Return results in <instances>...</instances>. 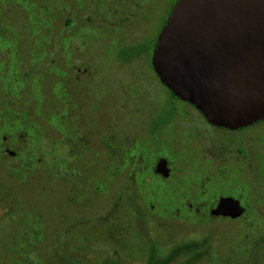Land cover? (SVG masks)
Here are the masks:
<instances>
[{"label": "rangeland", "instance_id": "obj_1", "mask_svg": "<svg viewBox=\"0 0 264 264\" xmlns=\"http://www.w3.org/2000/svg\"><path fill=\"white\" fill-rule=\"evenodd\" d=\"M172 1L0 0V264H264V121L203 151L172 131L179 181L119 177L165 100L144 47ZM221 194L244 215L188 207Z\"/></svg>", "mask_w": 264, "mask_h": 264}, {"label": "water", "instance_id": "obj_2", "mask_svg": "<svg viewBox=\"0 0 264 264\" xmlns=\"http://www.w3.org/2000/svg\"><path fill=\"white\" fill-rule=\"evenodd\" d=\"M152 65L170 91L215 126L236 130L264 120V0H177ZM156 171L167 176L165 160ZM244 213L233 196H221L210 210L214 217Z\"/></svg>", "mask_w": 264, "mask_h": 264}, {"label": "flooded vegetation", "instance_id": "obj_3", "mask_svg": "<svg viewBox=\"0 0 264 264\" xmlns=\"http://www.w3.org/2000/svg\"><path fill=\"white\" fill-rule=\"evenodd\" d=\"M151 65H152V53H151ZM155 74H156V72H155ZM157 77H158V75H157ZM158 79H159L162 87L165 88V90H166L165 92L167 95V96L165 95V100L162 99V97H161L162 100L160 99V102H157V103L161 104L162 108L160 107L161 110L159 112L156 109L155 113H157V114L149 117V126L146 128H142L143 133L146 134L145 138H144V136H132V135L128 136V138L133 141L134 145L139 146L138 149L140 148L143 152L140 153L139 155H136L137 154L136 151L135 150L132 151L130 149V151H129L130 158L124 162L125 165H121V167H119V172H118L119 177H120L121 174L123 172H125L126 166H128L129 168H126V170H128V171H126V173H125L126 174L125 178H127L128 181H130V182L134 181V179H135L136 180V186L133 185V187L136 188L137 190H138V186H137L138 175L141 173H144L146 171L149 173H152L154 177L161 178L165 181H172L173 180V182H175V180H177V181L181 180V177L177 176V174H175V169L173 168V163H172L175 160H177L176 159L177 154H176V152L173 151V149H174L173 146L171 144H169V140L172 137L171 136L172 131L174 133H178V134H179V132H183L184 134L187 135V137H186L187 140H182V142L193 144L196 151H199L200 148L203 151L204 149H206V147H208V146L210 147L214 142L219 143V140H215L218 137H223V135L227 136V134L228 135L237 134L235 132L246 130L249 127H252V126L258 124V122H257L253 125H250V126H247L244 128H240V129H236V130H231V129H228L225 127L215 126V125L211 124L207 120V118L203 115V113L200 110H198L193 104H191L188 101H184L177 96L173 97L171 95L169 89L161 82L159 77H158ZM178 103H180L179 106H178ZM183 104H186V105H189L190 107H193L198 112V113L197 112L192 113V115L190 116L192 118L191 120L194 123L192 126H189L187 123L184 126L180 127V125H178L174 122L176 120V118L178 117L177 113H178V115L184 114L185 111H181V110H183V108L181 109ZM177 106L180 108V110H177ZM164 107H167V108L164 109ZM195 114L198 115L197 116L198 118L196 117ZM171 120H172V122H171ZM262 121H264V120H262ZM169 123H171V129L170 130H169V127L164 128V126L166 124L169 125ZM173 123H175L177 125V127L175 125H173ZM259 123H260V121H259ZM200 130L204 131L203 137H199L200 135L203 134ZM217 132L222 133V134H217ZM227 132H230V133H227ZM207 136H211V141L206 139ZM223 138H225V137H223ZM4 140H6V139H4ZM245 141H246V139H245ZM127 142H129V141H127ZM205 142H207L208 144L204 146ZM144 143L150 144L149 145L150 149H153V147L160 146L161 147L160 152L159 153L152 152L151 155L147 154L146 151L144 150V148H145L143 146ZM153 144H155V145H153ZM243 144L245 145L246 142H243ZM246 146H247V144H246ZM220 147H222V146H220ZM6 149H10V148H6ZM167 149H169V150H167ZM247 149L251 150V148L248 146H247ZM156 153L159 155H157V157L155 158L156 160L154 162V165H151V163L149 161L154 158ZM147 160H148V162H147ZM161 160L162 161L165 160V162H166V168L169 171L167 176L164 175L163 173L156 171L157 165ZM181 160H182V158L179 159V161H181ZM209 160H211V159H209ZM183 175H181V176H183ZM260 176H262V173L260 174ZM122 180H123V178H122ZM136 189H134L133 191L136 192ZM221 196L236 197V196L231 195V194H221ZM221 196L219 195L218 198L216 199L215 203H210L209 205L206 203H203V202H200V203H198L197 201L195 202V200L189 201L188 207L191 209H193L195 207V210L197 212H200L201 210L210 211L211 208L216 205V203L218 202V199ZM179 208H183V206H177V209H176L177 212H179Z\"/></svg>", "mask_w": 264, "mask_h": 264}, {"label": "trees", "instance_id": "obj_4", "mask_svg": "<svg viewBox=\"0 0 264 264\" xmlns=\"http://www.w3.org/2000/svg\"><path fill=\"white\" fill-rule=\"evenodd\" d=\"M177 0H173L172 1V4H171V6H170V9H169V13H168V15L171 13V10L173 9V6H174V4H175V2H176ZM166 20H167V18L165 19V21H164V23H163V26L165 25V23H166ZM162 26V27H163ZM162 29V28H161ZM157 40V39H156ZM156 40H154V42H153V44L152 45H149V44H147V46H145L144 47V52H146V53H149V54H151L152 53V51H153V49H154V47H155V44H156ZM142 51H143V49H142ZM139 52H141V50H140V48H139V46H135L134 48H132V49H130V53H129V55H135V54H138ZM170 91V90H169ZM170 93H171V95L173 96V97H176V95L172 92V91H170ZM261 122V121H260ZM259 123V122H258ZM10 125V124H9ZM2 126V125H1ZM1 126H0V136H1V132H2V128H1ZM3 131H5V130H3ZM24 150H18V151H16V156L17 155H19V154H22V152H23ZM214 218H216V217H214V216H212L211 214H209V219H214ZM100 219V218H99ZM101 221H102V219H100ZM37 228L35 227V230H36Z\"/></svg>", "mask_w": 264, "mask_h": 264}]
</instances>
